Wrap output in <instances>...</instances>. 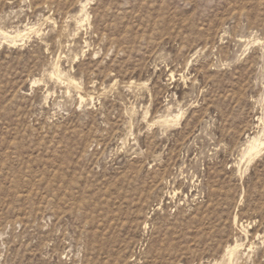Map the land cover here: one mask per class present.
<instances>
[{
	"label": "rangeland",
	"instance_id": "obj_1",
	"mask_svg": "<svg viewBox=\"0 0 264 264\" xmlns=\"http://www.w3.org/2000/svg\"><path fill=\"white\" fill-rule=\"evenodd\" d=\"M0 264H264V0H0Z\"/></svg>",
	"mask_w": 264,
	"mask_h": 264
},
{
	"label": "bare ground",
	"instance_id": "obj_2",
	"mask_svg": "<svg viewBox=\"0 0 264 264\" xmlns=\"http://www.w3.org/2000/svg\"><path fill=\"white\" fill-rule=\"evenodd\" d=\"M258 141H253V143H251L249 146H248V156L251 155V154H255V152L257 151L258 149V146H261L262 144H259L258 146L256 144ZM258 152V151H257ZM247 157V156H246ZM251 159V158H250ZM249 159V160H250ZM235 250V249H234ZM237 254V253H236ZM232 256V255H231ZM233 261V260H232ZM238 261V260H237ZM237 263V262H236Z\"/></svg>",
	"mask_w": 264,
	"mask_h": 264
}]
</instances>
